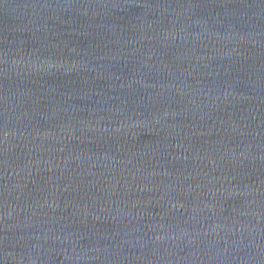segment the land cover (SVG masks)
Masks as SVG:
<instances>
[{"label": "water", "instance_id": "water-1", "mask_svg": "<svg viewBox=\"0 0 264 264\" xmlns=\"http://www.w3.org/2000/svg\"><path fill=\"white\" fill-rule=\"evenodd\" d=\"M0 264H264V0H0Z\"/></svg>", "mask_w": 264, "mask_h": 264}]
</instances>
